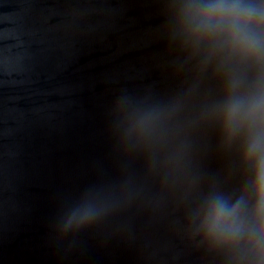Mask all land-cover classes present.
<instances>
[{
    "label": "water",
    "instance_id": "water-1",
    "mask_svg": "<svg viewBox=\"0 0 264 264\" xmlns=\"http://www.w3.org/2000/svg\"><path fill=\"white\" fill-rule=\"evenodd\" d=\"M264 0H0V264H264Z\"/></svg>",
    "mask_w": 264,
    "mask_h": 264
},
{
    "label": "clouds",
    "instance_id": "clouds-1",
    "mask_svg": "<svg viewBox=\"0 0 264 264\" xmlns=\"http://www.w3.org/2000/svg\"><path fill=\"white\" fill-rule=\"evenodd\" d=\"M262 191H264V189H262Z\"/></svg>",
    "mask_w": 264,
    "mask_h": 264
}]
</instances>
